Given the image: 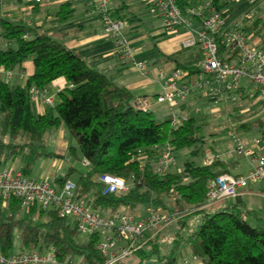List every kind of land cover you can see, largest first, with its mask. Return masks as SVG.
Segmentation results:
<instances>
[{
  "label": "trees",
  "instance_id": "trees-1",
  "mask_svg": "<svg viewBox=\"0 0 264 264\" xmlns=\"http://www.w3.org/2000/svg\"><path fill=\"white\" fill-rule=\"evenodd\" d=\"M180 6L190 5L178 0ZM218 11L225 2L212 0ZM72 9L62 4L56 22L71 16ZM118 19L127 17L114 11ZM242 31L249 36L259 34L261 19L249 21L244 17ZM0 68L13 70L33 57L34 72L25 85H11L0 79V168L3 164L19 159V169L24 175L31 173L38 159L58 156L46 148L45 135L50 129L64 123L76 140L70 148L75 155L79 150L89 161L87 173H80L75 181L77 198L87 199L96 213L112 217L116 211L134 214L141 205H161L162 209L189 214L202 212L198 230L187 240L194 256L203 264H264V227L249 220L256 211L235 200L215 212H206L208 182L223 173L228 165L216 158L211 164H198L187 160L180 171L160 174L154 169L160 150L170 145L174 152L194 146V153L203 149L202 127L192 117L177 125L172 120H159L151 109L134 104V95L126 87L116 84L103 72L95 69L78 52L49 34H37L25 21L0 17ZM219 53L230 60V50L219 38ZM185 48V47H184ZM175 56V55H174ZM176 68L198 71L197 66ZM175 68V69H176ZM64 77L69 85L58 94L53 105L36 115L33 111L30 89H46L54 80ZM264 129V121L252 119L241 123L237 132ZM218 153V150L211 146ZM76 171L70 166L55 183L63 184ZM110 173L123 177L128 190L104 194L98 177ZM173 199V204L166 202ZM21 202L11 198L6 205L0 200V250L5 254L13 248L14 230L20 238V250L51 248L60 263L78 260L81 263L100 262L103 257L96 245L99 232L78 240L76 223L62 218L54 209L33 205L23 216ZM156 246L154 239L147 245ZM144 253V255H142ZM136 254L142 259L149 255L141 247ZM141 259L136 263L140 264ZM175 263L174 258L168 259Z\"/></svg>",
  "mask_w": 264,
  "mask_h": 264
},
{
  "label": "built area",
  "instance_id": "built-area-1",
  "mask_svg": "<svg viewBox=\"0 0 264 264\" xmlns=\"http://www.w3.org/2000/svg\"><path fill=\"white\" fill-rule=\"evenodd\" d=\"M142 1L165 17L164 28L167 33L174 36L186 33L182 41L183 47H199L203 54V60L197 65L198 71L195 73L190 74L180 68L169 73L163 70L159 72L164 90L156 96V103H170L176 98L185 99L190 93L202 92L213 100L237 103L239 100L249 99L264 104V49L252 44L250 36L242 30L227 27L223 11H218L212 3H207L202 10L195 2L182 8L178 0ZM247 1L251 8L244 17L253 21V11L261 0ZM92 6L90 14L99 16L104 32L115 38L120 55L130 57L127 21L114 16L109 0H94ZM194 20H198L199 26H194ZM219 38L230 50V60L224 59L219 53ZM136 65L141 71L147 70L144 61L136 62ZM11 74L12 71L7 70V76ZM243 78L248 80V86L242 82ZM46 92L47 89H30L32 99L53 105L54 96L47 95ZM150 106L145 102L138 104L139 108L145 110L150 109ZM185 119L186 116L179 117L176 114L171 117L173 125ZM229 135L236 142V154L252 158L254 167L246 175L223 173L211 179L208 182V204L225 198H236L241 189L264 178V129L258 137L252 139L254 144L261 147L258 154L243 144L235 125L230 129ZM218 157V153L209 152L204 155L203 162L211 164ZM174 163V151L167 144L161 148L154 162V169L164 174ZM83 164L89 165V161L84 160ZM98 181L104 184V194L128 190L125 179L114 174H100ZM75 188V182L70 179L63 184L51 183L24 175L19 168H0V200L3 205L11 198H17L27 211L33 205L47 210L54 209L60 217L74 221L79 232L86 235L99 232L101 238L96 247L103 260L98 263H81L78 260L60 263L54 250L45 247L9 254L0 250V264H126L151 239H144V232L148 228L157 229L180 213L159 209L150 204L148 215L142 218H135L121 211H116L112 217H105L91 210L86 199L77 198ZM189 261L182 259L180 264H189Z\"/></svg>",
  "mask_w": 264,
  "mask_h": 264
},
{
  "label": "crops",
  "instance_id": "crops-1",
  "mask_svg": "<svg viewBox=\"0 0 264 264\" xmlns=\"http://www.w3.org/2000/svg\"><path fill=\"white\" fill-rule=\"evenodd\" d=\"M187 2H195L204 10L207 3H212V0H187ZM220 2H225L223 13L226 26L242 30L245 25L244 15L251 8L249 2L247 0H220ZM64 3L70 5L71 16L61 23L56 22V15ZM93 3L94 0H0V17L13 21L23 20L35 29V33L49 34L76 50L89 65L103 72L116 84L128 88L135 97L134 104L136 106L140 102L150 104V109L159 120L170 119L173 114H176L179 117L194 118L195 122L202 128L210 125L209 121L200 114H198L197 120V113L193 114L190 109L187 110L189 107L188 100L192 98L191 95L194 93L185 99L176 98L170 103H156V96L164 90V83L159 77L161 70L169 73L177 65L197 66L203 60V54L199 47H183L182 41L186 33L179 36L167 33L164 28L165 17L153 11L142 0H109V7L126 16L128 20L126 35L129 40L131 56L124 57L118 51L115 38L104 32L99 16L90 14ZM254 11L258 12L254 19H261L259 26L261 32L259 34L251 33L249 35L250 41L255 46L264 49V0L257 3ZM194 26H199L198 20H194ZM30 58L32 59L24 61L20 67L11 70L12 74L9 77L7 70L1 67L0 79L14 86L25 85L29 76L34 72L33 57ZM140 61L146 63V71H141L136 65V62ZM248 84L244 83L246 86ZM68 85V81L64 77H60L48 85L46 94L53 95L56 102L59 99V92ZM242 101L246 102L247 106L226 101V105H229L227 114L230 129L234 125L237 128L241 123L252 119L264 121L263 103L249 99ZM32 106L36 115L43 114L47 108V104L39 99H33ZM251 131H255V133L241 131L239 134H244L241 141L246 147H251L258 154L261 152V147L254 144L252 139L258 137L261 130L256 128ZM49 139L54 143L52 144L54 150H50V152H54L58 156L46 157L53 159L48 161L45 158L37 171L38 176L31 177L49 182L53 180L51 183H55V179L64 177L69 167L72 166L70 165L65 172L71 153L70 148L75 146L76 140L64 123L59 128L50 129L46 132V148ZM232 141L234 142V140ZM217 150L221 162L228 165L229 173L246 175L254 167L252 158L236 154L235 142L233 144L225 140L221 141ZM2 166L18 168L19 159L9 161ZM236 201L246 208L256 211L257 215L249 218V220L251 219L252 223H256L257 217H259V223L264 227V178L241 189ZM231 202L223 199L207 204L204 209L206 212H215ZM22 209L27 214L28 211ZM137 215L141 216L142 212L139 210ZM137 261L138 258L134 256L128 260L127 264H136Z\"/></svg>",
  "mask_w": 264,
  "mask_h": 264
},
{
  "label": "rangeland",
  "instance_id": "rangeland-1",
  "mask_svg": "<svg viewBox=\"0 0 264 264\" xmlns=\"http://www.w3.org/2000/svg\"><path fill=\"white\" fill-rule=\"evenodd\" d=\"M248 12V11H247ZM246 12V13H247ZM245 13V14H246ZM258 15V12L253 11V16L256 17ZM6 43L5 41H2L0 43V47H5ZM32 58H27L25 61H29ZM243 83H248V80L243 78ZM194 94L190 93L187 95L192 96L190 100H188L189 107L187 108L191 110L193 114L197 113L198 120V114H200L202 117L207 119L209 121L208 126H205L202 128V133L204 134V142H203V149L200 153H194L193 149L194 146L185 147L183 149H180L176 152H174L175 156V163L169 168V171H180L183 169L184 163L187 160H194L198 164L204 163V155L209 152H214L211 149V146H213L215 149L219 148V144L221 141H227L232 142L234 144L235 140L232 136L229 135V116L227 114V108L229 105H226L225 100H213L202 92H193ZM196 95V96H193ZM243 105L244 107L247 106L246 102H243L242 100H239L237 102V105ZM228 127V128H227ZM255 133V131H248L247 133ZM238 133V132H237ZM239 134V133H238ZM241 140H243L242 135L239 134ZM234 140V142L232 141ZM53 141L49 139L47 141V150H54L53 149ZM236 144V142H235ZM76 145V144H75ZM69 162H65L66 164V170L70 165L74 166L76 168V171H74L70 178L75 182L80 173H87L89 170V166L83 164L84 158L82 157V154L79 150H76V154L70 153L69 155ZM46 157H42L37 161L31 176H38L37 171L40 169V165L42 161ZM48 161H51L53 158H46ZM11 163V162H10ZM11 165V164H10ZM1 168H4V166H1ZM46 170V167L44 168ZM44 169H41L42 171ZM53 180H51L52 182ZM236 198H225L227 202H230L231 200H235ZM87 200V199H86ZM166 202L168 204H173V199L167 198ZM162 206L159 205L157 208H161ZM92 210V208L90 207ZM150 209V204H143L139 207V209L134 213L131 214L133 217L142 218L148 215ZM142 212L141 216H138V211ZM167 211H171L166 209ZM23 216H25V212L21 213ZM203 213L202 212H192L186 215L183 211H180V213L166 224L161 225L159 228H148L144 232V238H152L156 242V246H152L151 244H146L144 246L145 252L149 255L148 257H143L142 259L139 257V255L135 254V256L138 258V261L141 259L140 264H172L168 262V259L174 258L175 263H181L182 259H188L190 260L189 264H196L197 262L199 264H203L200 257H194L191 247L187 240L198 230V227L202 221ZM251 221V220H250ZM254 224V223H253ZM78 240L83 242L86 240V234L79 232L78 234ZM20 251V238L19 233L17 229L14 230V240H13V248L11 252H18ZM144 255V253H142ZM137 261V262H138ZM127 264V263H126Z\"/></svg>",
  "mask_w": 264,
  "mask_h": 264
},
{
  "label": "water",
  "instance_id": "water-1",
  "mask_svg": "<svg viewBox=\"0 0 264 264\" xmlns=\"http://www.w3.org/2000/svg\"><path fill=\"white\" fill-rule=\"evenodd\" d=\"M100 187H101V189H103V188H104V184H103V183H101V184H100Z\"/></svg>",
  "mask_w": 264,
  "mask_h": 264
}]
</instances>
